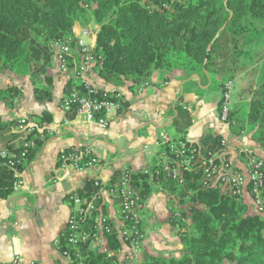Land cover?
<instances>
[{
    "label": "trees",
    "instance_id": "16d2710c",
    "mask_svg": "<svg viewBox=\"0 0 264 264\" xmlns=\"http://www.w3.org/2000/svg\"><path fill=\"white\" fill-rule=\"evenodd\" d=\"M85 12L98 25L95 51L100 59L94 69L105 80L124 82L133 89L154 70L210 78L212 62L227 51V39L221 43L224 37L236 38L249 28L245 18L264 22V0H0V71L27 74L36 98L51 100L55 64L50 44L71 34L74 22L83 21ZM35 77L41 80L36 82ZM16 91L15 86L0 88V96L9 100ZM261 104L263 99H256L252 107L257 111ZM177 110L189 120L185 109L179 106ZM66 113L74 116L73 112ZM230 115V131L239 135L242 127L235 129L233 112ZM48 116L45 111L27 115L39 124L49 123ZM16 121L0 116V142L11 151L22 149L14 143L17 134L21 141L15 131ZM220 139V135L209 136L203 145L194 144L204 153L220 148ZM38 149L31 150L30 159ZM132 175L138 176L135 172ZM187 175L189 182L177 191L183 197L187 190H194L180 210L186 221H177L184 229L179 234L182 247L177 255H146L139 264H264V213L251 212L243 196L199 186L201 169ZM15 180V169L0 157V198L13 192ZM163 186L171 192L177 188L170 180ZM140 190L144 198L153 191L147 182ZM166 196L172 200L173 195ZM168 221L172 226L177 224ZM106 245L105 250H115L122 243L117 234H107ZM76 250L82 257L73 259V264L126 262L118 255L107 257L105 250L84 246L71 249L73 258Z\"/></svg>",
    "mask_w": 264,
    "mask_h": 264
},
{
    "label": "crops",
    "instance_id": "0c3cea01",
    "mask_svg": "<svg viewBox=\"0 0 264 264\" xmlns=\"http://www.w3.org/2000/svg\"><path fill=\"white\" fill-rule=\"evenodd\" d=\"M87 26L98 30V25H84L80 21H75L72 29L73 32L80 33ZM95 40L96 34L94 42ZM15 73L19 76L22 74L11 70L10 77L17 76ZM4 77L0 74V88L12 86H6L9 81ZM87 78L99 89L121 91L126 99L124 108L111 116L107 128H101L96 123H78L60 108L65 82L55 74V68H52L51 100H38L32 81L28 82V92L16 106L9 107L0 100V116L3 120L45 111L50 118L48 126L54 131V135L47 138L37 150L28 170L21 174L23 188L13 191L7 198H0V262L19 256L26 262L55 264L59 255L54 240L62 232L70 212L67 196L87 187L94 178L108 181L124 167L140 169L147 165L159 151L155 148L146 151L144 145L153 144L158 126L167 119H170L168 124L174 127L173 135L201 145L209 136L220 135L226 139L232 156L235 148L240 146L234 143V137L238 135L230 131L228 123L219 119L220 97L216 104V118L205 115L204 108L196 106L203 103L197 92L208 86L210 78H205V83L202 84L201 78L196 76L187 77L178 71L154 70L146 77L147 85L140 91L135 87L128 88L124 82L105 80L94 69L88 72ZM226 78L220 81L221 93ZM233 83L235 85L234 79ZM16 87L22 88L19 84ZM179 106L188 112V122L177 114ZM141 125L142 131L136 135L135 130ZM17 140L18 138L15 142ZM78 141L88 145L101 164L67 175L58 168L57 155L62 149L74 146ZM3 146L0 142V150L5 148ZM30 190H34L35 194L29 193ZM166 201V194L156 190L146 199L145 230L157 227L164 216L167 218L169 208Z\"/></svg>",
    "mask_w": 264,
    "mask_h": 264
},
{
    "label": "built area",
    "instance_id": "2783aa9c",
    "mask_svg": "<svg viewBox=\"0 0 264 264\" xmlns=\"http://www.w3.org/2000/svg\"><path fill=\"white\" fill-rule=\"evenodd\" d=\"M96 33L89 26L80 33H75L72 29L66 38L51 42L50 48L57 75L65 82L60 108L65 112H73V119L78 123H96L101 128H107L111 116L124 108L126 99L121 91L99 89L87 78L88 72L94 69L100 59L95 51ZM146 85L145 81L134 87L140 91ZM233 85V79L224 82L219 100V119L223 123H228L230 119ZM169 120L158 126L153 144L144 145L146 151L153 148L159 151L147 165L140 169L124 167L108 181L94 178L90 188L75 190L67 196L70 212L62 232L54 240L59 255L55 264H73V259L81 258L82 254L78 250L75 258L71 251L78 246L100 251L107 249V234H117L122 245L131 247L128 249L131 253L137 252L139 242L145 235L142 224L146 219V199L140 190L144 188V183L147 182L153 191H165L163 183L170 180L180 190L189 182L187 174L198 169H201L199 186L226 189L230 195L235 196H243L249 190L256 211L264 213L262 159L254 158L243 166L234 165L228 143L222 137L221 147L210 150L205 155L194 142L182 136L170 135L164 128ZM142 128L143 125L136 128V135ZM15 131L20 134L21 141L18 140L16 147L22 146L21 151L6 148L0 150V157L15 169L13 191L21 190L24 186L21 174L28 170V165L32 162L33 158L29 157L31 150L40 148L47 138L54 135L48 123L39 124L36 119L27 116L17 119ZM100 164L91 148L79 141L74 146L62 149L57 155V166L67 175ZM134 172L138 174L137 177H133ZM29 193L34 195L35 191L30 190ZM105 251L107 257L118 255L120 258V248ZM0 264L36 263L26 262L15 256Z\"/></svg>",
    "mask_w": 264,
    "mask_h": 264
},
{
    "label": "rangeland",
    "instance_id": "374dc122",
    "mask_svg": "<svg viewBox=\"0 0 264 264\" xmlns=\"http://www.w3.org/2000/svg\"><path fill=\"white\" fill-rule=\"evenodd\" d=\"M82 20L80 22L84 25H97L89 13H83ZM244 23L249 28L242 31L239 36H236V38L225 36L221 41L223 43L227 39V51L222 57L212 62L209 84L204 90L197 92V96L203 99V103L201 102L196 105L198 108H204L205 115H211L216 118V104L219 97H221L220 81L226 77L227 80L234 79L235 85H233L231 93V112H233V118L235 119L233 126L235 129L242 127V130L237 137H234V143L240 146L235 148L234 156L231 155L230 157L234 165L241 166L246 165V163L248 164L254 158L264 161V104H261L257 111L252 107V103L256 99H263L264 101V22L258 20L250 22L249 18H245ZM10 71H0V74L5 76L4 79L9 81L6 86L12 85L16 87L19 84L22 88L11 95L9 100L1 98V96L0 100L4 101V103L6 102L9 107H14L18 104L20 98L24 94H27L29 89L28 82L31 79L27 74H21L19 76L17 73H15L17 76L10 77ZM95 73H97L96 70ZM192 76L201 78V83H205L204 76L188 75L187 77ZM145 79L139 80L136 85L144 83ZM39 80H41L40 77H35L36 82H39ZM31 83L34 86L33 82ZM198 97L196 101H198ZM229 117L231 118V115ZM228 126H230L229 123ZM164 128L170 135H173L175 132L172 124H167ZM3 147L6 146L4 145ZM215 149H211V151ZM207 152L204 151V154L206 155ZM156 191L162 193L167 192V194L173 195L171 201H166L167 207L169 208L167 209L168 216L167 218L164 216L163 220L156 225L157 227H150L148 230H144L145 235L139 242L137 252L131 253L128 250L131 247L126 248L124 245L119 247L121 249L120 260H125V264H139L146 255H177L179 249L182 247L179 234L184 229L182 227L179 228L180 222L177 221L181 220V223L186 221V219L181 217L180 210L187 205L190 199L189 196L194 193V190H187L186 195L183 197L180 196L178 188H174V192L168 189L165 191ZM220 191L229 194L226 189H221ZM245 194L247 195L244 196ZM244 195L243 200L249 203V210L256 213L257 211L253 204L250 191L247 190ZM168 220L176 221L177 224L172 226ZM126 257L127 259H125Z\"/></svg>",
    "mask_w": 264,
    "mask_h": 264
},
{
    "label": "water",
    "instance_id": "95a60500",
    "mask_svg": "<svg viewBox=\"0 0 264 264\" xmlns=\"http://www.w3.org/2000/svg\"><path fill=\"white\" fill-rule=\"evenodd\" d=\"M210 49V45L207 47V50H209Z\"/></svg>",
    "mask_w": 264,
    "mask_h": 264
}]
</instances>
